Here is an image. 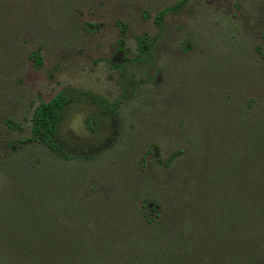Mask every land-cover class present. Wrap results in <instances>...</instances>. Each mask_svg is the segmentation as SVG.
<instances>
[{"label": "rangeland", "instance_id": "rangeland-1", "mask_svg": "<svg viewBox=\"0 0 264 264\" xmlns=\"http://www.w3.org/2000/svg\"><path fill=\"white\" fill-rule=\"evenodd\" d=\"M181 1L0 0V216L122 224L137 243L115 236L110 264H264V215L242 213L264 197V158L211 204L232 155L264 147V0H189L157 26ZM62 91L59 137L95 158L16 148Z\"/></svg>", "mask_w": 264, "mask_h": 264}, {"label": "trees", "instance_id": "trees-1", "mask_svg": "<svg viewBox=\"0 0 264 264\" xmlns=\"http://www.w3.org/2000/svg\"><path fill=\"white\" fill-rule=\"evenodd\" d=\"M188 1L182 0L176 6L158 13L155 19L157 26L162 28L165 15L171 11H176L179 6ZM262 9L264 12V7ZM139 42L144 51L148 43L147 35L140 38ZM32 59L39 67L42 66L43 57L39 50L32 54ZM68 94L67 91H62L50 101H40L32 116L29 138L20 140L19 146L16 148H23L25 145L38 143L64 161H83L95 158L97 154H92L84 149H75L71 143L61 140L59 137L64 111L70 104V100L66 99ZM77 95L80 96L82 94L77 92ZM86 122L89 128L93 130V122L90 120ZM230 127L228 126L227 131ZM261 145L259 143L256 146V154H259V156H255L256 160H247V155H232L231 152V155L235 156V161L218 171L217 176H213L212 180L207 177L208 181H216L217 183L215 187L217 190L214 189V193L215 197H219V199H214L216 202L214 204L211 203L214 210L222 207L221 200H231L234 188L232 189L228 185H244V178L239 173H243L245 169L247 173H259V170L262 169L260 159L264 158V147ZM244 166L246 167L245 169ZM71 205L73 207L75 204L71 202ZM231 205L233 204L227 203L223 207H231ZM245 207H243L242 213L246 212V216L247 211H253L257 216L264 215V197L257 206L251 204L248 209L247 206ZM70 212H72L73 216H49L46 215L45 209H39L35 213V215L39 213L40 216H0V264H78L76 262L80 261L81 264H110L114 250L121 245L117 243V238L123 239L127 248L137 243L135 242L136 238L131 236L126 227L122 224L120 225V223L119 227L105 218H100L102 224L99 226L96 223L97 220L93 217L75 216L77 214L75 211ZM210 215L208 214L207 216ZM230 215L235 216L233 210L229 212ZM8 217L21 219H7ZM91 221L93 226H90ZM4 223L10 229L6 228ZM106 223H108V227L105 226ZM91 227L92 230H90ZM98 235L106 242L107 246L105 248L96 245L94 238ZM88 237H92L91 242L88 241ZM108 254H110V258L107 257Z\"/></svg>", "mask_w": 264, "mask_h": 264}]
</instances>
